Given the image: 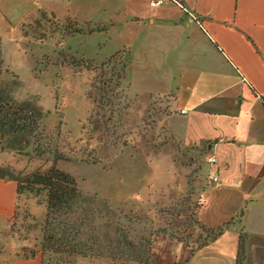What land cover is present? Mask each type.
I'll return each mask as SVG.
<instances>
[{
	"label": "crops",
	"instance_id": "crops-1",
	"mask_svg": "<svg viewBox=\"0 0 264 264\" xmlns=\"http://www.w3.org/2000/svg\"><path fill=\"white\" fill-rule=\"evenodd\" d=\"M58 1L0 0V42L16 37L14 25L20 30L33 16H57L47 4ZM83 1L82 10L81 0H60L66 4L62 16L106 31L65 42L102 61L128 52L127 85L147 97L170 98L171 112L160 128L180 147L201 153L191 191L202 204L197 219L209 229L233 223L204 247L175 243L185 252L162 260L235 264L242 228L246 264H264V0H178L182 7L155 8L152 0ZM13 7L22 9L16 24ZM80 14L85 16L70 17ZM99 35L104 38L95 41L94 51L82 49L84 39ZM112 41L114 52H106ZM18 202L16 182L0 179V222L14 216ZM0 264H40V257L0 255Z\"/></svg>",
	"mask_w": 264,
	"mask_h": 264
},
{
	"label": "rangeland",
	"instance_id": "rangeland-1",
	"mask_svg": "<svg viewBox=\"0 0 264 264\" xmlns=\"http://www.w3.org/2000/svg\"><path fill=\"white\" fill-rule=\"evenodd\" d=\"M85 3L81 0L79 8L83 10ZM65 6L60 0L47 4L57 16L49 15L41 20L40 14L33 16L22 23L20 30L14 25L11 33L16 37L1 40L0 85L18 82L13 92L14 98L18 102H34L41 109L37 132L43 137L39 143L41 149L42 146L51 147L65 141L73 145L79 139L85 143L87 136L90 137L87 148L97 154L99 162L93 165L62 161L58 167L76 181L82 194L95 195L113 211L127 215L124 224L131 229L132 235L148 237L162 228L169 232H174V228L180 234L188 233L189 227L179 223L185 217L181 215L175 219L176 216L170 214L175 209L184 212V207L178 206L175 197L181 198L193 192L194 172L200 167V151L180 147L166 132L160 130L158 124L163 115L171 112V99L137 93L126 83L127 69L125 78L118 81L116 89L109 87L102 92L101 84L109 81L110 74H101L98 66L108 58L102 61L87 54H78L73 51V41L65 42L66 39L77 37L62 38V34L57 32V27L66 17L62 16ZM21 11L18 7L11 9L10 16L14 24ZM82 16L85 15L70 17ZM40 22L39 29L35 31L34 23L39 25ZM100 38L104 37L99 35L84 39L86 41L82 49H93L95 41ZM61 40L60 46L58 43ZM107 51L114 52L113 41L106 45ZM97 54L100 57V53ZM83 58L94 59L95 68L87 70L77 63ZM117 61L120 59L117 58ZM121 68L120 63L115 68V74L121 75ZM34 69L39 73L34 72ZM102 94L105 95L103 103ZM107 96L114 104L111 105L114 123L109 125L100 120L102 114H110L100 107L106 105ZM122 96L129 98L125 111L120 108L125 102ZM90 117L92 123L88 125ZM95 122L100 127L97 131ZM84 126L87 128L82 131ZM113 126L115 128L111 130ZM114 130L116 133H112ZM84 133H87L86 136ZM56 134L60 136L59 141ZM34 147L31 145L23 152L2 150L0 147V168L15 178L45 171L52 155L44 151L43 155L38 156ZM191 157H194V163ZM183 190L186 193H180ZM192 192L191 199L195 202L197 196L192 195ZM18 198L14 216L0 222V255L40 257L44 240V198L30 193H23ZM191 232L193 239L205 238V234L197 228ZM175 243L178 244L169 238L160 239L155 245L156 255L165 260L174 253L181 257L185 250ZM44 264H54V261L47 257ZM74 264L90 262L78 259Z\"/></svg>",
	"mask_w": 264,
	"mask_h": 264
},
{
	"label": "trees",
	"instance_id": "trees-1",
	"mask_svg": "<svg viewBox=\"0 0 264 264\" xmlns=\"http://www.w3.org/2000/svg\"><path fill=\"white\" fill-rule=\"evenodd\" d=\"M40 15V20L46 16L43 13H40ZM37 23H34L35 31L41 25V22L39 25ZM105 31V27L100 24L82 23L72 18L64 19V22L57 27V32L62 34V38L64 36L92 35L104 33ZM61 44L62 40L58 45L61 46ZM127 56L128 52L122 49L98 66L101 74H110L109 81H104L101 84L102 92L109 87L112 90L116 89L118 81L125 78V70L128 65ZM117 58L120 61H117ZM94 61V59L83 58L77 63L86 67L85 69L91 70V67L95 68ZM120 63L122 67L121 75L115 74V68ZM34 72L39 73L35 69ZM114 77L115 79H113ZM18 85V82L0 85V147L2 150L23 152L33 145L38 156L43 155L46 151L52 155V159L45 171H36L25 178L10 177L0 168V179L16 182L18 197L23 193H30L36 197L42 195L44 198L45 221L42 228L44 240L41 248L40 264H44L47 257L50 261H54V264H74L78 259H85L90 264H178L165 262L156 255L155 245L160 239L169 238L186 248L197 243L201 248L207 242L215 240L233 224L229 222L216 229L203 226L197 219V213L202 208V204L197 201L192 202L190 191L181 198L179 195V197L173 196L178 201V206L184 207V212L177 211V209L174 211L173 209L174 212L170 214L171 216L175 215V219H178L181 215L185 217L184 221H178L182 226L187 225L189 227L188 233L180 234L174 228V232H169L166 228H162L150 233L148 237L132 235L131 229L124 224L127 215L123 212L113 211L106 202L99 200L95 195L82 194L76 181L58 167V163L62 161L74 163L79 161L93 165L99 162L97 154L87 148L90 137L87 136L85 143L83 139H79L73 145L65 141L59 145L55 143L51 147L48 145L42 146L41 149L39 143H41L43 137L37 133L39 131L41 109L34 102H18L14 98L13 92ZM103 97H105L104 94L101 97L102 103L104 101ZM122 97L125 102L120 108L125 111L127 110L129 98L127 96ZM106 99V105L103 104L100 107L102 110L110 112V114H102L100 120L109 125L114 123V111L111 110V105L114 104H111L109 96ZM91 123L90 117L88 125ZM85 128L87 127L84 126L82 131L86 130ZM94 128L96 131L100 129L97 122H95ZM114 128L113 126L111 130ZM160 130L167 133L163 127ZM112 133H116V130ZM86 134L84 133L85 136ZM169 137L173 141V138ZM56 138L59 141V134H56ZM78 146L80 147L78 148ZM242 215L243 213L240 214V217ZM193 228L202 231L205 238L193 239L191 232ZM246 240L247 234L241 228L238 233L235 264H246Z\"/></svg>",
	"mask_w": 264,
	"mask_h": 264
},
{
	"label": "built area",
	"instance_id": "built-area-1",
	"mask_svg": "<svg viewBox=\"0 0 264 264\" xmlns=\"http://www.w3.org/2000/svg\"><path fill=\"white\" fill-rule=\"evenodd\" d=\"M168 3H174L176 5H178L179 7H182L181 4L178 2V0H152L149 5L150 7H159V6H163L165 4H168ZM215 159L214 158H209L207 160V163L208 164H214L215 163ZM210 179L213 181V182H216L217 181V177L215 174H211L210 176Z\"/></svg>",
	"mask_w": 264,
	"mask_h": 264
}]
</instances>
